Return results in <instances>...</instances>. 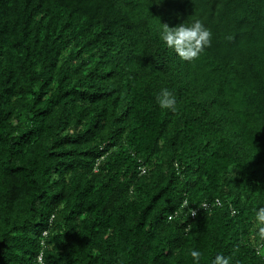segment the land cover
Segmentation results:
<instances>
[{"label":"trees","instance_id":"trees-1","mask_svg":"<svg viewBox=\"0 0 264 264\" xmlns=\"http://www.w3.org/2000/svg\"><path fill=\"white\" fill-rule=\"evenodd\" d=\"M260 207L264 0H0V264H264Z\"/></svg>","mask_w":264,"mask_h":264},{"label":"clouds","instance_id":"clouds-1","mask_svg":"<svg viewBox=\"0 0 264 264\" xmlns=\"http://www.w3.org/2000/svg\"><path fill=\"white\" fill-rule=\"evenodd\" d=\"M211 33L200 22H195L190 26L179 24L174 27L163 25L162 31L159 33V39L163 45L171 50L176 56L183 60L191 62L195 60L199 53L210 42ZM155 103L162 110L176 111L177 100L172 91L168 88H162L155 96ZM187 201H185V204ZM192 215H196L193 211ZM171 219V217H169ZM254 227L260 238L258 242V254L264 255V207H260L255 211ZM39 240L40 252L33 258V264H44V251L47 244L43 239ZM192 264H200L202 253L199 250H192ZM211 264H230L229 258L223 254H217Z\"/></svg>","mask_w":264,"mask_h":264},{"label":"built area","instance_id":"built-area-1","mask_svg":"<svg viewBox=\"0 0 264 264\" xmlns=\"http://www.w3.org/2000/svg\"><path fill=\"white\" fill-rule=\"evenodd\" d=\"M140 172H141V174H143L144 173V170H140ZM217 204H218V202H217ZM193 211H195V213L197 214V210L190 211V217L191 218L195 217V215L194 216L192 215Z\"/></svg>","mask_w":264,"mask_h":264}]
</instances>
